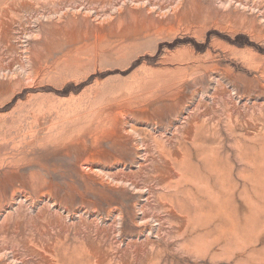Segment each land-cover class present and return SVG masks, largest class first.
Wrapping results in <instances>:
<instances>
[{
	"label": "rangeland",
	"instance_id": "374dc122",
	"mask_svg": "<svg viewBox=\"0 0 264 264\" xmlns=\"http://www.w3.org/2000/svg\"><path fill=\"white\" fill-rule=\"evenodd\" d=\"M0 264H264V0H0Z\"/></svg>",
	"mask_w": 264,
	"mask_h": 264
},
{
	"label": "bare ground",
	"instance_id": "6f19581e",
	"mask_svg": "<svg viewBox=\"0 0 264 264\" xmlns=\"http://www.w3.org/2000/svg\"><path fill=\"white\" fill-rule=\"evenodd\" d=\"M247 175H248V174H247ZM247 175H246V176H247ZM250 175H251V174H250ZM252 178H253V177H252ZM248 179H249V178H248ZM249 181H250V180H249ZM251 182H252V181H251ZM245 201H246V200H245ZM244 203H246V202H244ZM169 207H170V206H169ZM169 209H170V208H169ZM167 212H168V211H167ZM207 220H208V218H207Z\"/></svg>",
	"mask_w": 264,
	"mask_h": 264
}]
</instances>
